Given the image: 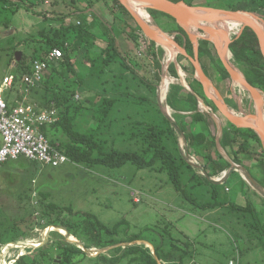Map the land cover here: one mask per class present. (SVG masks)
I'll return each instance as SVG.
<instances>
[{
	"label": "rangeland",
	"instance_id": "rangeland-1",
	"mask_svg": "<svg viewBox=\"0 0 264 264\" xmlns=\"http://www.w3.org/2000/svg\"><path fill=\"white\" fill-rule=\"evenodd\" d=\"M186 1L193 6L218 9H229L238 4H248V0ZM88 3V0H28L25 6L10 17L8 28L0 27V80H3L5 76L13 75L16 77L21 73V66H15L16 63L24 60L23 64H31L32 58L37 56L42 48H46L45 36L52 35V31L59 30L62 25H76L78 20L83 24L84 27L81 32L79 29L72 30V33L68 37L66 36V40L69 43L67 44L75 49L73 54L74 64L77 65L79 77L83 79L82 84L77 87L81 100L76 104L81 105L84 111L81 112L82 114H78V116L81 115V118L77 121L78 129L84 131L86 129L90 130V126L93 124L92 114L98 107L97 101L99 100L102 103L101 95L104 93V89L111 87V84H108L109 80L116 81L115 74L119 72L124 63L119 57L111 65L112 72L109 70L101 72L100 68L103 64L96 63L92 67V59L101 53L102 48L107 47L108 38L120 34L118 42L121 40L127 41L129 36L132 37L131 33L134 34L136 27L133 19L126 12L116 7L111 0L96 3L94 7L95 14H93L94 11H88V9H91ZM34 12L44 13L48 18L41 17ZM67 15H69L68 18L61 20L63 16ZM116 15L119 16V20L122 17L124 21L120 20L121 22H118ZM260 17L262 18V16ZM250 19L258 23L255 16ZM151 20L153 25H156L152 17ZM0 23L2 24L4 21L1 20ZM109 24L112 26L109 27ZM128 26L131 28L130 34L128 36L121 35L122 29H127ZM262 26L264 27V24ZM111 27H113L114 32ZM136 32L135 34L138 33ZM102 35L106 36L105 41L101 38ZM169 36L173 38L174 35ZM232 37L233 39L236 38L235 35ZM154 43L156 48L159 47L156 42ZM91 44L95 47H92ZM129 44L132 46V42ZM134 44L137 45L138 50V41ZM17 52H21L19 61L16 59ZM135 57L134 53H131L129 60ZM167 60L169 61V55L166 52L164 61L167 62ZM181 60L187 67V72H185L188 73L189 78H192L194 67L186 62L184 58ZM231 60L233 62V56ZM206 68L209 74L216 78V74L210 68L208 60H206ZM156 71L158 73L153 74L154 84L161 90L167 74L161 70ZM151 79L152 74L146 64L142 74L138 68H135V71L129 68L122 74V80H119L118 83L123 84L124 95L138 98V100L135 103L130 100L127 104H121L113 110L110 118L116 117L120 119V123L111 124L106 120L102 125V138L100 141L104 142L106 140L108 147H111L113 143L115 149L119 151L143 154L146 145L143 138L141 136L133 138L131 135L132 133L141 134L145 127L132 128V122L158 125L162 121V114L158 109L156 93L158 90L153 89V86L147 82ZM216 80L218 81V78ZM55 81L60 82V79ZM142 81L144 82L142 83ZM50 85H54L53 80H51ZM20 86L21 82L7 93L14 103L20 97ZM36 92L39 91L34 90L30 99L36 95ZM41 92L44 93V90H41ZM233 95L234 102L238 104L237 109H233L237 115L242 113L245 116L255 114L254 102L247 91L241 87H233ZM159 100H161L160 97ZM88 102H94L95 106L89 105ZM202 110L205 114L214 115L213 109L202 108ZM128 115L132 116L131 123H129L130 117ZM87 120H89V123ZM222 121L225 123L226 120L223 118ZM222 121L217 120L222 131L225 129L224 127L230 131L236 129V126L229 123L223 126ZM95 126L92 128L95 129ZM56 135L58 143L67 140L65 134L59 131ZM183 142L182 140L181 147ZM182 150L184 151L183 148ZM221 150L227 161L232 162L226 152L223 149ZM257 151H261L259 147H257ZM190 156L199 159L194 149H190ZM201 160L202 163H205L204 159ZM248 162L245 161L246 164ZM194 163L197 164V162ZM241 164L246 167L244 163L241 162ZM159 167L158 164L154 167L140 169L128 163L113 169L102 165L75 164L71 161L60 167H52L27 161L25 158L10 161L8 164L3 165L0 169V228H7L13 220L18 221L23 216L26 217L32 206L36 208L35 213L41 214L44 210H49L48 204H56L62 209L73 210V213L65 212L63 219L65 225L77 236L75 237L67 228L61 225L58 226L63 227L64 230H59L56 227L57 225L42 228L37 224L32 230L31 237L19 238L14 243L4 244L13 240L15 233L9 231L7 235H0V264H15L21 256H32L41 248L45 249L46 256L40 257V264H64L63 254L59 247L62 241L74 244L64 236L69 234L85 247L86 245L92 246L88 249H92L93 254L100 251L105 252L95 256H87L83 251L86 255L76 256L74 264H138L131 263L130 256L122 257L123 251L117 252L115 250L118 248L125 250L132 246H144L145 249L152 252L149 244L153 247L157 246L161 239L164 241L165 237L167 242H170V237L183 242L191 241L194 244L192 246L197 249L198 253H201L200 255L195 254V264H227L230 259L236 256L237 249L248 248L246 239L254 245L258 244L260 233L250 227L251 224L256 223L257 214L237 212V209L234 208L236 205L244 207L249 205L254 209L258 208V212L261 211V216L264 218V210L261 208L262 203H259L260 200L255 199V191L261 195L264 193L263 188L261 185L254 187L251 185L252 188L248 192L247 184L248 182L252 183V181L243 169L241 172L245 175L246 181L241 174H233L225 184L216 186L222 199L229 200V205L214 210H203L184 198L169 182L168 174L159 171ZM196 171L200 175L205 173L204 170L201 171L199 168H196ZM187 174L191 177L192 172L187 170ZM218 177L215 176L213 180ZM188 181L189 178H186L184 182H186L185 189L189 195L199 199V203L210 201V195L207 192L209 185L204 182V179H201V183H203L197 186L194 181ZM225 186L229 188L227 192L224 191ZM57 215V213H54L52 217L56 218ZM85 215H90L93 219L100 221L111 233L99 236L97 233L82 231L80 225ZM39 221L38 215L37 222ZM167 225L172 228V235L169 237L164 236L162 232ZM24 227L16 232L17 236H22V233L28 231ZM62 231L65 234H61ZM54 232H58L63 238L55 235ZM99 241H109L117 244L102 249L94 247ZM172 254L178 255L179 253L172 252ZM101 255L107 257L108 260L101 259ZM260 255L264 256L262 252H260ZM240 256L242 257L241 251ZM241 257L240 262L243 260ZM115 258L118 261L111 260ZM190 261L188 259L187 264H191ZM160 262L166 264L163 261ZM257 264H261V262L257 261Z\"/></svg>",
	"mask_w": 264,
	"mask_h": 264
},
{
	"label": "trees",
	"instance_id": "trees-1",
	"mask_svg": "<svg viewBox=\"0 0 264 264\" xmlns=\"http://www.w3.org/2000/svg\"><path fill=\"white\" fill-rule=\"evenodd\" d=\"M94 1L88 0L89 7L91 9L94 8L96 3L103 2L104 0ZM111 1L116 7L126 12L133 19L136 24L135 32H142L125 6H123L119 0ZM172 1H185L187 3L186 0ZM27 2L28 0H0V21H4V23H0V27L4 26L8 28L10 24V17L13 14H16L20 8L27 4ZM227 10L255 13L259 16H262L263 18L264 0H248V4H238ZM148 13L154 19L157 26H159L165 33L174 35L175 41L181 46L185 47L189 55L194 56L193 42L190 40L187 32L176 22L174 18L154 9H148ZM35 14L44 18H48V16L44 13ZM68 17L69 15L63 16L61 20H65V18ZM83 27V24H70L68 26L62 25L59 30L52 31V35L45 36L46 40L44 41V43L47 44V46L45 49L42 48V51L38 52L37 56H34L32 58L31 64H23L24 60H22L20 63L15 64V66L17 67L21 66V73L15 77V85H17L22 81L21 79L25 74H30L32 72L33 63L36 60L43 59V57L53 48H61V50L63 51V57L57 63L51 65V69L49 71L47 79H45L38 86V90H44V94L41 100L42 102L39 101V105L43 108H47L50 107L52 103H54L60 114V120L57 123L51 125L50 127L42 128L43 133L47 136L48 139L51 136L52 139H49L50 143L53 146L57 147L64 155L68 157V159L72 163L75 164L83 163L88 165H102L113 169L122 167L128 163H131L140 169L154 167L159 164V171L166 172L169 177V182L172 183L175 189L179 193H181L184 198H186L196 206L202 208L203 210H214L229 205V200L222 199L220 192L216 189L217 185H223L225 183L212 181L213 177L218 176L222 172L230 169L231 164L227 160H224V157L220 154V152H218L216 148V137L212 136V134H209L212 127L216 128L215 122L209 116L206 115L205 118V116L202 115L195 120V123H201V127L203 129V131L195 133L193 126H185V124L183 123V119L181 118L180 120L179 115H176L175 122H173L167 115L163 114L162 109H160L161 107L158 105L159 112L162 114L161 123H158V125H155L153 123H132V128L145 127V130L147 129L146 131L144 130L145 132L142 131L141 134L132 133L131 135L133 138L136 136H141L143 138V141L146 144L145 148L143 149V154L140 155L136 152L119 151L115 149L113 143L111 147H108L105 142L106 140L104 142L100 141V139L102 138V125L106 122L110 111L113 109L115 101L123 94L114 92L110 94L107 91L105 92L106 95H103L104 93L102 94L103 97L101 95L102 103L98 105V107L96 108L97 110L92 114L93 124L90 126V130L86 129L84 131L83 129H78L79 125L77 123V117L78 114H82L84 111L81 105L76 104V102L80 101L79 99H77V96H79L77 87L82 84L83 79L79 77L76 67L77 65H75L73 61V54L75 52V49L70 45H66L68 43L66 40V36L68 37V35L72 33V30L79 29V31L81 32L83 30ZM135 32L134 34H131V38L134 43H137L138 36H136L137 34H135ZM105 37V35L101 36L104 41ZM91 46L95 47V45L93 44H91ZM230 50L233 56V64L243 72L246 79L251 85L264 92V58L261 54L259 42L255 33L251 29L245 28L241 36L231 44ZM149 52L152 56H154V59L160 66L157 57H162L164 55V50L161 47L156 48L155 43L152 42V46ZM119 57L120 55L115 47V41H111V39L108 38L107 47L102 48L101 53L94 59H92L91 66L94 67L96 63H101L103 65L102 68H100V71L104 72L105 70H109V67L114 62H116V60H118L117 58ZM180 57L182 56H179V58ZM199 59L202 68L207 71L206 74L209 77H211V75L208 74L209 72L206 68V60H208L210 68L213 69V71L217 74L219 79L223 81V83L226 81L231 82L227 70L224 68L220 58L216 54V49L208 40H200ZM122 65H124V63ZM183 69L187 71V67L183 66ZM130 70L134 71L133 69ZM169 71L173 77H179L174 64L170 65ZM192 75H195V70L193 71ZM115 76H118V72L117 74H115ZM56 79H60V82L55 81ZM51 80H53L54 82L53 86L50 85ZM189 84L194 94H185L184 92H182L183 87L172 85L167 97V104L175 110L184 111L187 109L186 104L190 102L197 103V98L199 96L200 98L205 100L207 106L213 108L215 112H218L213 102L207 99V97L204 95L201 83H199L198 81H194L193 83H191L189 81ZM195 84L199 86L201 91L196 88ZM219 86L220 84L217 85V87ZM5 98L9 106H16V102H12L8 95H6ZM236 107L237 106H235L234 108ZM87 121L89 123V120ZM110 123L115 124L112 121ZM94 125H96L95 129L92 128ZM58 131L65 134V136L67 137L66 141L58 143L57 140L54 139V136H57L54 135V133L57 134ZM206 132H208V134H206ZM181 138H183L184 141L183 147L186 151V154L180 146L179 139ZM250 141L258 144V147L261 150L258 153H255V151L253 152V154L256 155V158H254L256 159L257 166L261 174V176L254 181L258 183L256 186L261 185L264 187V149L259 136L253 130L247 128H236L231 132L226 131L221 137L220 145L222 146V148H224L227 155L233 162L241 164V162L243 163L244 161L240 160L239 154L242 152L246 155L251 153ZM199 148L202 149L200 150ZM190 149H194L198 157L204 159L205 165L198 168L203 169L205 171V175L198 174L195 170V166L190 162ZM206 149H213L214 153L206 154V152L204 151ZM20 159L21 158H19L18 160ZM26 160L28 161V159ZM9 162H7L6 164H8ZM209 167L211 169H208ZM187 170H190L192 172L191 177H189V175L187 174ZM186 178H189V181H194L196 183V186L201 185L203 183H201V179H204V182H207L209 185V189L207 190V192L210 195V201L207 203H199V199L189 195L185 189L186 182L184 181L186 180ZM227 188V186L224 187L225 192L228 191ZM34 208V206L30 207L28 215L26 217L23 216L18 221L13 220V222L10 223V226H8L7 228H0V235H7L9 231L15 233L13 240L8 241L4 244L14 243L18 241L19 238L31 237L32 230L34 229L35 225L37 226V224L42 228H46L52 225H61L70 231V228L64 223L63 216H65V212L73 213L72 209H62L56 204H48L49 210H44L41 214H39L35 213L36 208L35 210ZM234 208L237 209V212H251V214H257V218L255 220L256 223L254 225L251 224L250 227L254 228L260 233L259 240L261 241V248L264 249V221L263 217L261 216V211L258 212L257 209H254L249 205L247 207L236 205L234 206ZM54 213L58 214L56 218L52 217ZM36 214L39 215V222H37L38 215ZM23 226H25L24 228L28 231L26 233H22V236H17L16 232L19 229H22ZM80 226H82V231H85L87 233H97L99 236H104L107 233H111L106 226H104L97 219H93L90 215H85ZM11 229H13L14 231H12ZM171 230L172 228L167 225L164 227L162 232L164 236L169 237L172 235ZM70 233L75 235V237L77 236V234L72 233L71 231ZM54 234L60 236V238H63L62 235H60L58 232H54ZM77 238L79 239V237ZM115 244L117 243L109 241H99L94 247L102 249L113 246ZM192 245L194 244L191 241L183 242L176 238L171 239V237L170 242H167V238L165 237L164 241H162L161 239L159 241V244L157 246H154L156 251L155 255L160 261H163L166 264H187L188 259L191 260V264H195L194 257L196 256L195 254H197L198 251ZM86 247L92 248V246L89 245H86ZM59 248L61 250V253L63 254L64 264H74V258L76 256L86 255L76 245L70 244L65 241L60 242ZM115 251H123V255H121L122 257L130 256L131 263L160 264L157 262L154 255H152V252L149 249H145L144 246H132L128 247L125 250L122 248H118ZM172 252H176L179 254L175 255L172 254ZM198 254L200 255L201 253ZM45 256L46 251L45 249L41 248L34 254H32V256H21L18 260H16L15 264H40V257ZM101 259L105 261L108 260L104 255H101ZM111 260L118 261L116 258Z\"/></svg>",
	"mask_w": 264,
	"mask_h": 264
},
{
	"label": "crops",
	"instance_id": "crops-1",
	"mask_svg": "<svg viewBox=\"0 0 264 264\" xmlns=\"http://www.w3.org/2000/svg\"><path fill=\"white\" fill-rule=\"evenodd\" d=\"M96 5V4H95ZM95 7V6H94ZM116 10V9H115ZM88 11L90 12V11H94L93 12V14H95V10H94V8H92V9H88ZM87 11V12H88ZM132 16V15H131ZM118 17L119 16H117L116 15V19L118 20V22H121L120 20H122V21H124L123 20V18L122 17H120V20L118 19ZM79 21V20H78ZM109 23V22H108ZM110 26H112L111 24H109V27ZM156 27H158L163 33H165L159 26H157V25H155ZM136 28V27H135ZM111 29L113 30V27H111ZM134 30V29H133ZM129 33H128V32ZM113 32H114V30H113ZM130 32H131V28H130V26H128L127 27V29H122V33H121V35H126V36H128L129 34H130ZM195 32V34H199V35H202L201 33H199V32H196V31H194ZM133 33V32H132ZM131 33V34H132ZM137 33V32H136ZM139 33V32H138ZM165 34H167V35H170V34H168V33H165ZM120 35V34H119ZM119 35H114L112 38H110L111 39V41L112 40H114L115 41V47H116V49H117V51L119 52V55H120V58L124 61V65H122L121 66V68L119 69V72H118V76H116V81H112V80H109V83L108 84H111V87L110 88H105L104 89V93L105 92H109L110 94H112L113 92L114 93H123L124 92V86H123V84H119L118 83V81L119 80H122V74L124 73V71H127L129 68L130 69H133L134 71H135V68H138L139 69V71H140V73L142 74V71L145 69V64L147 65V67L149 68V71H151V74H152V79H151V81H147L151 86H153V89L155 88L156 90H158L156 93H157V100H158V105L161 107L160 109H162V111H163V114H165V115H167L173 122H175V118H176V115H179L180 117V120H181V118L183 119V123L185 124V126H190L191 127V125L193 126V129H194V132L196 133H198V132H200V131H203V129H202V127H201V123L199 124V123H195V120L196 119H198L200 116H205V118H206V115L207 116H209L214 122H215V125H216V128H214V127H212L211 129H210V132H209V134H212V136H215L216 137V148H217V150H218V152H220V154L224 157V160H227L226 158H225V156L223 155V151L221 150V149H223L224 150V148H222V146L220 145V140H221V137H222V135H223V133L224 132H226V131H230V130H226V127H224L225 129L222 131V128H221V126H219L218 125V123H217V120L218 121H222V119L224 118L226 121H225V123L222 121L221 123H224V124H222L223 126L226 124V123H229V124H232V123H230L223 115H222V113L219 111V109L217 108V110H218V112H215V111H213L214 112V117L213 116H211V115H209V113L208 114H205V112H203V110H202V108H204L203 106H205L206 107V109L207 108H210V109H213V108H211V107H209V106H207V104H206V102H205V100L204 99H202V98H200L199 96H198V98H197V103H195V102H190V103H188V104H186L187 106H186V110H184V111H178V110H175V109H173L171 106H169L168 104H167V97H168V94H169V90H170V87L172 86V85H174V86H179V87H183V91L182 92H184L185 94H187V93H193L194 94V92H193V90H192V88L190 87V84H189V81L191 82V83H193L194 81H198L199 83H201L198 79H197V77H196V75H192L193 77L192 78H189V75H188V73H186L185 72V70L183 69V66H185V63L181 60L182 58H184L185 60H186V62H189L192 66H193V64H192V62L190 61V59L188 58V57H186V56H184L183 54L181 55H179V53H178V51H177V53H176V55L172 58V60L169 58V61L167 60V62L166 61H164V55L162 56V57H157V59L159 60V64H160V66L157 64V62H156V60L154 59V56H152L151 54H150V52L149 53H147L146 55H144V56H141V55H139V53H138V50H137V45L136 44H134L133 43V41H132V38L129 36V40H127V41H123V40H121L120 42H118V39H119ZM173 37V36H172ZM190 38V37H189ZM174 40H175V36H174ZM191 40V39H190ZM201 40H203V39H201ZM130 42H132V46L129 44ZM159 45V44H158ZM180 45V44H179ZM194 45V44H193ZM181 46V45H180ZM199 46H200V41H199ZM159 47H161L163 50H164V54H166V52H167V50L165 49V47L164 46H162V45H159ZM183 47V46H182ZM194 47V46H193ZM184 49H185V47H183ZM186 50V49H185ZM137 51V52H136ZM187 51V50H186ZM131 53H134V55L136 56L135 58H133L132 60H129V56H130V54ZM138 53V54H137ZM168 53V52H167ZM188 53V52H187ZM129 55V56H128ZM139 55V56H138ZM218 55V54H217ZM179 56H182V57H180L179 58ZM184 56V57H183ZM191 56V55H190ZM219 57V56H218ZM162 59H163V61H162ZM74 61V60H73ZM171 64H174L175 65V68H176V70H177V73H178V75H179V77L178 78H175V77H173L171 74H170V71H169V67H170V65ZM155 66H157L158 68H156ZM202 66V65H201ZM186 67V66H185ZM194 67V66H193ZM156 68V69H155ZM156 70H161L162 72H164V73H166L167 75L165 76L166 78L165 79H170V81H169V84H168V86H167V92H166V95H165V97H164V99L162 98V89L160 90V88L158 89L157 87V85H155L154 84V80H153V74L154 73H156L157 71ZM195 70V69H194ZM109 71L110 72H112V69H111V66L109 67ZM205 72H207L206 70H205ZM114 73V72H113ZM135 73H137V72H135ZM158 73V72H157ZM48 74H49V72L46 74V78L45 79H47V76H48ZM209 74V73H208ZM216 74V73H215ZM209 75H211V74H209ZM208 76V75H207ZM6 77V76H5ZM209 77V76H208ZM145 78V77H144ZM147 78V77H146ZM216 78H218V81L216 80ZM216 78H214V76H212L211 75V77H209V79L211 80V82H212V84L218 89V92L220 93V95L223 97V99H224V101H225V103L227 104V108H229L230 110H232V111H234L233 109H237V108H234L235 106H237L238 107V105H237V103H235L234 102V99H233V97H234V95H233V87L234 88H238V87H236L234 84L235 83H232V81L231 82H228V81H226V82H224L223 83V81H221L220 79H219V77L217 76V74H216ZM216 80V81H215ZM165 81V80H164ZM51 82V81H50ZM144 81H142V83H143ZM120 83H122V82H120ZM230 83H231V86H230ZM220 84V86L219 87H217V85H219ZM202 85V84H201ZM195 86H196V88L199 90V91H201L200 90V88H199V86L197 85V84H195ZM202 88H203V93H204V95L207 97V95H206V93H205V90H204V87H203V85H202ZM35 91H39V92H36V95H34L33 96V98H31L30 99V101H32V102H39V101H41L42 100V96H43V92H41V90H38V88L37 89H34ZM33 90V91H34ZM32 91V92H33ZM159 91H160V93H159ZM106 94V93H105ZM6 95H7V93H6ZM6 95H5V97H6ZM80 96H77V99H79V100H81L80 98H79ZM159 97L161 98V100H159ZM207 99H209V98H207ZM130 100H133V102L135 103L137 100H138V98H132V97H128V96H125L124 95V93L122 94V96L120 97V98H118L116 101H115V103H114V106H113V109L110 111V114H109V116H108V118H107V121H109V123L112 121L113 123H120L121 121H120V119H118V118H116V117H114V118H110V116H111V114H112V112H113V110L115 109V108H117L119 105H121V104H127L128 103V101H130ZM210 100V99H209ZM253 100V99H252ZM127 101V102H126ZM161 101V102H160ZM210 101H212V100H210ZM42 102V101H41ZM213 102V101H212ZM254 102V101H253ZM88 104L89 105H94L95 106V103L94 102H88ZM97 105H100L101 104V102L98 100L97 101V103H96ZM162 104H164V106H162ZM213 104H214V102H213ZM215 105V104H214ZM256 104H255V102H254V106H255ZM216 106V105H215ZM216 108V107H215ZM233 108V109H232ZM205 109V108H204ZM58 110V109H57ZM214 110V109H213ZM59 111V110H58ZM235 112V111H234ZM91 116V115H90ZM129 117H130V122L129 123H131L132 122V120H131V117L132 116H130V115H128ZM59 117H60V114H59ZM81 118V115L80 116H78L77 117V121H79V119ZM83 119H85V117H83ZM60 120V119H59ZM132 123H134V122H132ZM233 125V124H232ZM235 126V125H234ZM235 128H237V127H235ZM239 129H241V128H239ZM245 129V128H244ZM232 131V130H231ZM230 131V132H231ZM177 133H178V131H177ZM206 134H208V132H206ZM54 135H56L55 133H54ZM179 135H180V132H179ZM50 139H52L51 138V136H50ZM54 139H56V137L54 136ZM180 140V146H181V143H182V140H183V138H181V139H179ZM57 142H58V140H57ZM60 142V141H59ZM251 142V153L250 154H243V152L242 153H240L239 154V158H240V160L242 161L243 159V163H244V165H246V168L244 167L243 168V165L242 164H237V163H235V162H231V161H228L230 164H231V168L230 169H228V170H226V171H224V172H222L220 175H218L219 177H221L222 175H223V173H224V177L222 178L223 180H222V183H225V182H227V180L233 175V174H241L242 176H243V178L245 179V181L247 180L246 179V177H245V175L241 172V171H245L246 173H247V175L249 176V178H250V181H252V183H249L248 181V184H247V187H248V189H247V191L249 190H251V188L252 187H254V186H256L258 183L256 182V181H254L255 179H258L260 176H261V174H260V172H259V169H258V166H257V162H256V155L255 154H253V152L255 151V153H258V151H257V147H258V144H255L253 141H250ZM182 148V147H181ZM200 150L202 149V148H199ZM198 149V150H199ZM205 152H206V154L208 153V154H210V153H214V150L212 149V150H210V149H206V150H204ZM225 151V150H224ZM226 152V151H225ZM227 154V153H226ZM255 157V158H254ZM191 159H194V162H197V164H195L194 162H192V161H190L194 166H195V170H196V168H198V167H201V166H203V165H205V163H202L203 161L201 160L202 158H196V157H191ZM202 163H200V162ZM245 161H249L247 164L245 163ZM251 161V162H250ZM207 164V163H206ZM242 166V167H241ZM255 166V167H254ZM247 167H248V169H247ZM243 169V170H242ZM199 170H201V171H203V169H201V168H199ZM257 174V175H253V174ZM251 174H252V176L254 177H252L251 176ZM203 175V174H202ZM204 175H205V173H204ZM218 177V178H219ZM214 178V177H213ZM212 178V179H213ZM216 179V178H215ZM251 185H252V187H251ZM250 186V187H249ZM259 186V185H258ZM262 188H263V191H264V187L262 186ZM227 190H229V188H227ZM248 191V192H249ZM256 192V197H255V199L256 200H260L259 201V203H262V209L264 208V193H262L261 195H260V193H258L257 191H255ZM260 198V199H259ZM257 211H258V208H257ZM260 212V211H259ZM263 221H264V218H263ZM246 246H248V248L247 249H243V250H241V254H242V257H241V259H243V260H241V263L240 264H257V261H260L261 262V264L262 263H264V256H261L260 255V252H262L263 254H264V249L263 248H261V241L260 240H258V244L257 245H254L250 240H247L246 239ZM240 251V250H239ZM246 254V255H245ZM238 255V253L236 254V256ZM245 255V256H244ZM236 256H234V257H236ZM233 257V258H234ZM233 258L232 259H230L229 261H228V263L231 261V260H233ZM227 263V264H228Z\"/></svg>",
	"mask_w": 264,
	"mask_h": 264
},
{
	"label": "water",
	"instance_id": "water-1",
	"mask_svg": "<svg viewBox=\"0 0 264 264\" xmlns=\"http://www.w3.org/2000/svg\"><path fill=\"white\" fill-rule=\"evenodd\" d=\"M119 1L123 6H125V8L132 15V17L140 27L141 31L145 34L144 36H147V38L151 39L152 41L162 46H164V43H168L169 45H172L174 48H176L179 54H183L184 56L190 59V61L194 66L196 77L203 85L207 98L212 100L216 105V108L219 109L222 115L237 128H241V129L247 128L253 130L259 136L264 149V93L261 90L257 89L256 87H254L253 85H251L244 76V74L233 64L231 60L232 53L230 50L231 44L241 36L240 34H242L245 28H249L257 36L260 51L264 58V31L257 23L251 20L247 15L248 14L253 15L257 19H260L263 22L264 19L255 13H249L244 11H233L227 9H218L211 7L193 6L187 4L185 1L174 2L172 0H131L136 3H139L142 6H145L147 9H154L174 18L176 22L187 32L191 41L194 44V56H190L187 53V51L174 40V36L173 38H170L169 35L164 33L169 38L166 39L167 41H164L161 37L153 33L150 25L147 22H145L138 15V13L135 10H133V8L131 9V7H129V5L124 2V0H119ZM226 20L237 21L243 25L241 33L238 34V36L235 39L227 35L225 31L219 30L211 26V24L214 22H222ZM191 29L198 31L199 33H202V35L195 34V32L193 30L191 31ZM201 39L208 40L214 45L217 54L224 68L227 70L232 82L238 83L245 91H247L251 95V97L253 98L256 104L255 114L240 116L237 115L234 111L227 108L228 106L225 103L223 97L218 92V89L212 84L205 70L201 66V62L199 59V41ZM20 58H21V52H17L16 59L19 61ZM209 86H211L215 90L217 97H214L213 95L210 94ZM250 117H254L255 121L251 122ZM56 227L59 230H64V228L61 226L57 225ZM64 236L68 238L69 242L76 244L82 251H84L87 254V256H92V255L95 256L102 252L100 251L96 254H93L94 251L92 249L86 248L76 239H71L70 234ZM31 246L33 247L32 244ZM149 246H151L153 252L152 255H154L157 262L162 264L158 259V257L155 255L156 254L155 248L150 244ZM103 253L105 252H102V254Z\"/></svg>",
	"mask_w": 264,
	"mask_h": 264
},
{
	"label": "built area",
	"instance_id": "built-area-1",
	"mask_svg": "<svg viewBox=\"0 0 264 264\" xmlns=\"http://www.w3.org/2000/svg\"><path fill=\"white\" fill-rule=\"evenodd\" d=\"M76 25H81L80 21ZM138 53L141 56L149 53L152 41L138 33ZM68 45V44H66ZM63 57L61 48H53L41 60L33 63L32 72L22 77L20 97L16 100V106H9L5 95L14 88L16 78L13 75L0 80V169L9 161L26 158L43 165L60 167L66 164L68 157L57 147L53 146L43 133V127H50L60 119L59 111L54 103L50 107L43 108L38 103L30 101L32 90L45 80L52 64L57 63ZM183 147V146H182ZM184 149V148H183ZM185 154L186 151L184 150ZM190 161L194 162V159ZM214 181L219 182L224 177ZM239 255L228 264H239Z\"/></svg>",
	"mask_w": 264,
	"mask_h": 264
},
{
	"label": "bare ground",
	"instance_id": "bare-ground-1",
	"mask_svg": "<svg viewBox=\"0 0 264 264\" xmlns=\"http://www.w3.org/2000/svg\"><path fill=\"white\" fill-rule=\"evenodd\" d=\"M125 3H127L129 5V7H131V9L133 8V10H135L138 15L145 21L147 22L153 33L159 37H161L164 41H167L166 39H169L167 35H165L164 33H162L155 25H153V22L151 20V15L148 13L147 8L145 6L140 5L139 3H136L134 1L131 0H124ZM249 15V14H248ZM249 18L254 17L253 15H249ZM256 18V17H255ZM257 19V18H256ZM252 20V19H251ZM254 21V20H253ZM258 23H257L262 30L264 31V27L262 26L264 24L263 21H261L260 19H257ZM263 23V24H262ZM212 27H215L219 30L225 31L227 33V35H229L230 37H232L233 35H235V37L238 36V34L241 33L243 25L240 22L237 21H222V22H214L211 24ZM193 29H191L192 31ZM196 31V30H193ZM198 32V31H196ZM233 38V37H232ZM164 47L168 52L169 58L172 60V58L176 55L177 50L176 48H174L172 45H169L168 43H164ZM170 79H165L164 81V85L162 86V98L164 99L166 92H167V86L169 84ZM236 87H241L238 83L234 84ZM242 88V87H241ZM243 89V88H242ZM244 90V89H243ZM209 92L211 95H213L214 97L216 96V92L215 90L209 86ZM205 109L206 107L203 106ZM233 109V108H232ZM255 111H256V105H255ZM250 121L254 122L255 118L254 117H250ZM62 234H65L64 231H62ZM71 239H74L73 237H70ZM28 244V243H27ZM29 246V245H28Z\"/></svg>",
	"mask_w": 264,
	"mask_h": 264
},
{
	"label": "clouds",
	"instance_id": "clouds-1",
	"mask_svg": "<svg viewBox=\"0 0 264 264\" xmlns=\"http://www.w3.org/2000/svg\"><path fill=\"white\" fill-rule=\"evenodd\" d=\"M140 33H143V32H140ZM144 34V33H143ZM137 35H138V33H137ZM136 35V36H137ZM145 35V34H144ZM151 40V39H150ZM37 89V88H36ZM8 93V92H7ZM182 148H184V147H182ZM185 153V152H184ZM223 180V179H222ZM222 180H220L218 183H222ZM212 181H214V180H212ZM216 182V181H215ZM237 253H238V255H239V259H240V251L237 249ZM234 258H236V257H234ZM241 262L239 261V264H240Z\"/></svg>",
	"mask_w": 264,
	"mask_h": 264
},
{
	"label": "flooded vegetation",
	"instance_id": "flooded-vegetation-1",
	"mask_svg": "<svg viewBox=\"0 0 264 264\" xmlns=\"http://www.w3.org/2000/svg\"><path fill=\"white\" fill-rule=\"evenodd\" d=\"M263 92V91H262ZM264 93V92H263ZM252 98V97H251ZM253 99V98H252ZM254 101V100H253ZM238 105V104H237ZM255 107V106H254ZM237 108V107H236ZM239 109V108H238ZM240 116H245L243 113ZM247 116V115H246Z\"/></svg>",
	"mask_w": 264,
	"mask_h": 264
}]
</instances>
